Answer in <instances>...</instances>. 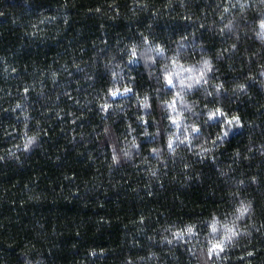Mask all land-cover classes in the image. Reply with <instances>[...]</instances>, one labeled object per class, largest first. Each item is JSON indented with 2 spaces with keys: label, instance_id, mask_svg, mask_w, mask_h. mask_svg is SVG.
Returning a JSON list of instances; mask_svg holds the SVG:
<instances>
[{
  "label": "trees",
  "instance_id": "trees-1",
  "mask_svg": "<svg viewBox=\"0 0 264 264\" xmlns=\"http://www.w3.org/2000/svg\"><path fill=\"white\" fill-rule=\"evenodd\" d=\"M184 4L181 9L180 0H0V129L22 123L21 109L12 110L17 102L28 107L31 126L35 128L38 121L42 129L41 147L26 154L23 165H0V264H24L20 255L24 244L43 250L41 264H120L125 257L146 255L147 240L137 227L141 218L154 226L165 215L187 219L207 214L223 207L233 179L251 175H257L259 185L249 184L246 191L255 198L257 215L264 220V156L256 147L247 153L250 142L264 143V90L256 80L249 81L251 98L230 105L227 113L236 112L253 124H245L241 135L231 132L230 142L216 153L221 168L232 165L225 178L218 177L211 162L195 165L202 182L194 180L184 188L170 180L174 174L170 169L165 170L167 178L152 184L129 165L110 173L102 154L106 148L92 136L101 115L94 96L108 83L102 63L93 62L97 52L114 51L117 39L135 37L149 23L151 34L160 39L194 33L193 42L203 40L213 55L233 42L230 33L220 36L215 28H201L185 15L218 21L217 0H184ZM52 17L57 19L48 22ZM240 36L237 49L224 53L217 65L215 75L226 85L255 73L257 64L264 63V46L250 34ZM257 47L261 51L249 55V63L245 53ZM52 71L57 72L55 81ZM125 71L135 75L136 91L152 86L140 64ZM121 99L131 102L130 97ZM103 115L111 118L110 112ZM113 128L117 135L123 131L122 116ZM143 140L146 152L154 138ZM10 141L0 131V148ZM234 148L241 152L238 161L232 156ZM245 155L250 158L245 160ZM129 240L143 246H129ZM186 248L174 249L175 261L167 250L161 252L158 246L153 250L166 264H197ZM228 256L226 264H264V237L253 232L251 244L230 250ZM29 259H36V254Z\"/></svg>",
  "mask_w": 264,
  "mask_h": 264
},
{
  "label": "clouds",
  "instance_id": "clouds-1",
  "mask_svg": "<svg viewBox=\"0 0 264 264\" xmlns=\"http://www.w3.org/2000/svg\"><path fill=\"white\" fill-rule=\"evenodd\" d=\"M171 6L169 3L168 7ZM147 7L144 4L142 10ZM180 7L185 8L184 0H180ZM215 10L218 21L196 17L193 13L185 15L201 28L207 27L209 31L215 28L220 36L230 33L233 42L223 52L217 50L213 55L205 49L203 40L193 42L194 33L174 37L170 34L160 39L151 34L152 25L149 23L135 37L117 39L114 51L110 50L106 55L97 52L94 56V64L99 61L106 69L108 83L94 96L101 115L100 124L94 126L92 136L100 139L102 147L106 148L102 154L106 157L110 173L129 165L138 169V174H143L152 184L167 178L165 170L170 169L174 171L170 180L184 188L194 180L202 182V172L195 168L197 164L211 162L219 178L227 177L231 171L232 165L221 168L217 164L219 157L216 153L230 142L231 132L237 131V135H241L244 125L252 126L253 121L234 119L226 123L222 114H227L230 105L237 104L242 98H251L249 81L256 80L260 89L264 90V63L257 64L255 73L250 71L245 77L227 85L215 74L218 63L225 59L224 53L237 49L236 41L241 39L240 33L250 34L249 38L254 37L264 46V0H217ZM56 19L52 17L48 22ZM68 19L65 14L64 22L67 23ZM260 51L261 48L257 47L254 52L245 53V60L250 63L249 55L255 57ZM137 63L152 84L143 91H136L135 75L125 71ZM51 79H57L56 71L51 72ZM87 79L92 80L93 77L88 76ZM122 97H130L131 102L127 103ZM15 109H21L18 119L22 123L0 129L5 136L11 137L9 146L0 148V165H23L26 154L41 147L39 122L35 128L31 126L32 117L22 102H17L12 110ZM106 112L111 113V118L103 115ZM231 115L239 116L236 112H231ZM121 116L123 131L117 135L113 124ZM17 127L20 131L16 130ZM146 137H153L154 141L147 145L145 152L141 145ZM254 147L264 156V143L253 146L250 142L247 153H252ZM232 156L238 161L240 150L234 148ZM249 158L244 156L245 160ZM249 184L259 185L257 175L233 179L223 207L207 214H193L194 218L189 216L187 219L165 215L156 220L154 226L151 222L143 223V218L137 227L138 234L147 240L146 255L131 259L125 257L120 264H166L161 253L153 250L154 246H158L161 252L167 250L175 261L174 249L182 245H187L185 251L197 259V264H226L230 250L245 248L252 243L253 232L264 237V220L257 215L255 198L246 191ZM128 243L132 247L143 246L138 245L136 240H129ZM213 245H220L222 250H214L215 258L209 259L208 253ZM42 252L31 244L20 248L24 264H41ZM33 253L36 259H29Z\"/></svg>",
  "mask_w": 264,
  "mask_h": 264
},
{
  "label": "snow or ice",
  "instance_id": "snow-or-ice-1",
  "mask_svg": "<svg viewBox=\"0 0 264 264\" xmlns=\"http://www.w3.org/2000/svg\"><path fill=\"white\" fill-rule=\"evenodd\" d=\"M96 11H99V9H96ZM13 71H14V69H13ZM169 83H171V81H169ZM27 91H28V89L25 88V92H27ZM105 107H107V106H105ZM217 113H220V110L219 109H217ZM222 115H224V119H225V122L226 123H231V121L234 120V119L235 120H241L242 121V119H241L240 116H236V115H230L229 116L228 114H222ZM141 219H143V218H141ZM214 250H222V248H221L220 245H213V248L210 249L209 250V253H208V258L209 259H211ZM248 254L249 255H252V253H248Z\"/></svg>",
  "mask_w": 264,
  "mask_h": 264
}]
</instances>
